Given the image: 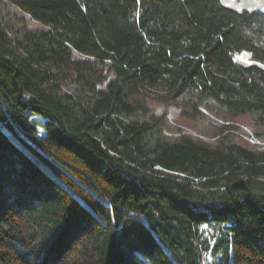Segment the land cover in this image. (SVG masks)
<instances>
[{
  "label": "trees",
  "instance_id": "16d2710c",
  "mask_svg": "<svg viewBox=\"0 0 264 264\" xmlns=\"http://www.w3.org/2000/svg\"><path fill=\"white\" fill-rule=\"evenodd\" d=\"M1 4L0 264H264V144L212 147L150 107L251 115L264 141L263 11Z\"/></svg>",
  "mask_w": 264,
  "mask_h": 264
},
{
  "label": "rangeland",
  "instance_id": "374dc122",
  "mask_svg": "<svg viewBox=\"0 0 264 264\" xmlns=\"http://www.w3.org/2000/svg\"><path fill=\"white\" fill-rule=\"evenodd\" d=\"M222 3L228 7L236 9L238 11H263L264 12V0H221ZM10 5L1 4L2 10H15ZM29 20V16H25ZM30 28H39V25L35 22L29 21ZM236 61L249 65L250 57L248 54H242L236 56ZM150 107L152 111L160 116L163 115L168 119L171 130L173 128H181L187 134L194 139L206 143L212 147L220 145L222 137L225 135L231 136V141L234 143L245 146L251 150L261 151L263 149L264 141L256 140L254 135L258 132V126L254 124L253 117L251 115H241L233 117L226 114V120L220 121L214 115H210L200 121H191L180 116V111L174 107H167L159 103L151 102ZM44 131L39 129L37 137H43ZM173 137V136H172ZM206 237H208L206 235ZM210 238V237H208Z\"/></svg>",
  "mask_w": 264,
  "mask_h": 264
},
{
  "label": "water",
  "instance_id": "95a60500",
  "mask_svg": "<svg viewBox=\"0 0 264 264\" xmlns=\"http://www.w3.org/2000/svg\"><path fill=\"white\" fill-rule=\"evenodd\" d=\"M40 122H44L43 120H41V119H38Z\"/></svg>",
  "mask_w": 264,
  "mask_h": 264
}]
</instances>
